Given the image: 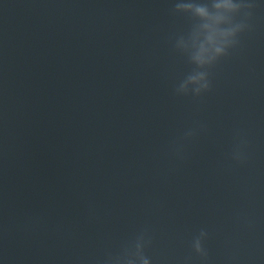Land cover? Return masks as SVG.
<instances>
[{
  "label": "water",
  "instance_id": "water-1",
  "mask_svg": "<svg viewBox=\"0 0 264 264\" xmlns=\"http://www.w3.org/2000/svg\"><path fill=\"white\" fill-rule=\"evenodd\" d=\"M246 2L209 91L180 96L175 0H0V264H114L139 235L153 264H264V4Z\"/></svg>",
  "mask_w": 264,
  "mask_h": 264
},
{
  "label": "clouds",
  "instance_id": "clouds-1",
  "mask_svg": "<svg viewBox=\"0 0 264 264\" xmlns=\"http://www.w3.org/2000/svg\"><path fill=\"white\" fill-rule=\"evenodd\" d=\"M260 3L264 4V0ZM254 7L246 0H175L174 13L187 17L190 25L175 38L173 47L192 66V71L175 87L177 95L200 96L209 91V70L238 46L241 33L250 26ZM191 135V129L184 133L185 137ZM245 145L246 141L241 139L233 150L234 160L244 158ZM206 236L207 233L201 231L193 238L191 246L197 254H205L203 241ZM148 244L144 235L135 237L114 264H153L145 254Z\"/></svg>",
  "mask_w": 264,
  "mask_h": 264
}]
</instances>
